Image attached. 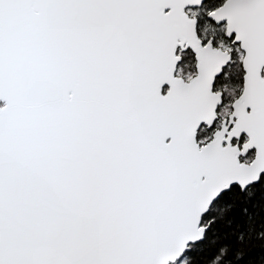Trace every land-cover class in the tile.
Instances as JSON below:
<instances>
[{"label":"snow or ice","instance_id":"1","mask_svg":"<svg viewBox=\"0 0 264 264\" xmlns=\"http://www.w3.org/2000/svg\"><path fill=\"white\" fill-rule=\"evenodd\" d=\"M0 264H264V0H0Z\"/></svg>","mask_w":264,"mask_h":264}]
</instances>
